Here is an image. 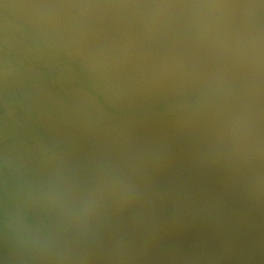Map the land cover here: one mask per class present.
I'll use <instances>...</instances> for the list:
<instances>
[{
  "label": "water",
  "instance_id": "obj_1",
  "mask_svg": "<svg viewBox=\"0 0 264 264\" xmlns=\"http://www.w3.org/2000/svg\"><path fill=\"white\" fill-rule=\"evenodd\" d=\"M0 264H264V0H0Z\"/></svg>",
  "mask_w": 264,
  "mask_h": 264
}]
</instances>
